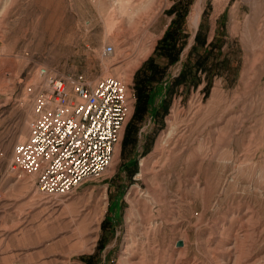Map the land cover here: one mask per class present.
Wrapping results in <instances>:
<instances>
[{"label":"rangeland","instance_id":"374dc122","mask_svg":"<svg viewBox=\"0 0 264 264\" xmlns=\"http://www.w3.org/2000/svg\"><path fill=\"white\" fill-rule=\"evenodd\" d=\"M176 2L0 0V264H264V0H189L184 47L153 92L130 179L120 141L101 177L64 200L10 169L37 70L118 78L133 93ZM199 28L213 44L207 71L176 86L159 118Z\"/></svg>","mask_w":264,"mask_h":264},{"label":"built area","instance_id":"2783aa9c","mask_svg":"<svg viewBox=\"0 0 264 264\" xmlns=\"http://www.w3.org/2000/svg\"><path fill=\"white\" fill-rule=\"evenodd\" d=\"M37 74L41 82L25 88L32 95L33 119L27 138L13 147L9 166L17 176H34L44 198L65 199L112 163L133 93L113 77L89 83L81 77L56 79L43 69Z\"/></svg>","mask_w":264,"mask_h":264},{"label":"trees","instance_id":"16d2710c","mask_svg":"<svg viewBox=\"0 0 264 264\" xmlns=\"http://www.w3.org/2000/svg\"><path fill=\"white\" fill-rule=\"evenodd\" d=\"M176 2L167 15L171 16L168 26L166 27L161 38L156 42L150 57L134 73L132 78V91L134 97L133 110L130 118L124 126L120 140V164L119 169L130 179L136 173V159L133 152L137 144V134L141 123L150 112V106L153 98V92L165 75L166 69L178 61L179 55L184 47L185 36L183 32L184 17L186 15L189 0ZM192 12V10H191ZM191 15V14H190ZM204 28L196 32L194 43L191 47L185 63L182 65L179 74L165 86V98L161 101L158 112L159 118L165 116L168 106L167 96L178 85L189 82L193 87L198 83L196 73L207 71V64L211 57L212 43L206 42ZM148 150V144L144 147V153ZM101 229L104 230L105 222L101 223ZM102 245L99 242L96 250L100 251ZM84 264H92L91 258H81Z\"/></svg>","mask_w":264,"mask_h":264},{"label":"bare ground","instance_id":"6f19581e","mask_svg":"<svg viewBox=\"0 0 264 264\" xmlns=\"http://www.w3.org/2000/svg\"><path fill=\"white\" fill-rule=\"evenodd\" d=\"M114 52V50L112 49V52L111 53H109V54H112ZM118 79V78H117ZM118 80H120V79H118ZM121 81V80H120ZM122 82V81H121ZM124 85H125V83L124 82H122ZM143 166V165H142Z\"/></svg>","mask_w":264,"mask_h":264},{"label":"crops","instance_id":"0c3cea01","mask_svg":"<svg viewBox=\"0 0 264 264\" xmlns=\"http://www.w3.org/2000/svg\"><path fill=\"white\" fill-rule=\"evenodd\" d=\"M64 200V199H63ZM63 200H61V202L63 201ZM62 204V203H61Z\"/></svg>","mask_w":264,"mask_h":264}]
</instances>
